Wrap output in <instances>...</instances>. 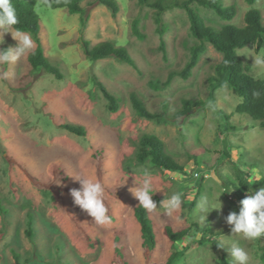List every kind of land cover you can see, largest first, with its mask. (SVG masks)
Returning a JSON list of instances; mask_svg holds the SVG:
<instances>
[{"label": "rangeland", "instance_id": "obj_1", "mask_svg": "<svg viewBox=\"0 0 264 264\" xmlns=\"http://www.w3.org/2000/svg\"><path fill=\"white\" fill-rule=\"evenodd\" d=\"M42 2L37 0L34 6L39 39L44 56L61 78L43 69L33 70L30 53L15 64L0 65V201L6 211L0 214V264H166L182 246L188 249L173 264H220L222 256L232 264L228 252L211 243L221 234L228 243L235 240L244 247L251 264H264V237L258 241L231 237L225 219L230 212L238 214L240 208L229 184L242 189V199L262 187L264 179L257 183L255 178H264V129L234 111L240 99L227 86L216 88L211 101L209 77H216L213 67L221 54L207 44L186 80L174 77L168 86L156 88L170 72L183 68L189 48L196 43L182 10L174 8L162 15L163 57L154 10L136 0H115V16L95 0H86L81 3L83 25L78 14L47 8ZM222 5L234 7L231 20L223 21L212 10L193 6L211 28L243 26L250 8L264 22V0L251 6L244 0H222ZM134 19L144 37L141 40L131 33ZM82 41L89 48L103 42L124 47L138 72L113 57L88 60ZM16 43L5 33L0 49ZM35 46L34 42L33 50ZM236 53L254 78L264 80V67L254 62L264 56V43L258 52L249 44ZM96 83L115 97V111L109 110ZM130 94L162 119L138 117ZM183 101L202 104L174 119ZM64 125L80 127L85 135L72 134ZM142 135L157 137L165 154L185 173H169L149 161L138 163L137 142ZM143 168L152 173L158 190L152 199L157 206L164 194L167 198L180 192L184 199L182 213L170 217L162 214L163 208L147 211L155 239L148 254L134 217L139 201L131 191L138 186L135 178L141 182ZM70 175L103 183L105 204L113 219L110 227L98 226L75 205L70 190L81 185ZM217 178L221 185L216 184ZM221 191H227L218 197L221 209L209 212L207 223L202 221L194 213L196 204L207 197L215 206ZM28 215L32 219L30 238L25 233ZM167 226L173 232L188 230L197 235L195 241L171 242L163 232Z\"/></svg>", "mask_w": 264, "mask_h": 264}, {"label": "trees", "instance_id": "obj_2", "mask_svg": "<svg viewBox=\"0 0 264 264\" xmlns=\"http://www.w3.org/2000/svg\"><path fill=\"white\" fill-rule=\"evenodd\" d=\"M86 0H43L42 4L51 9L64 8L70 14H78L81 25L84 24L82 18L83 9L81 3ZM96 3L107 8L112 16L118 12V6L115 0H95ZM142 7H148L154 10V23L156 25L157 34L160 37L159 49L164 53V40L162 35L164 27L162 23V15L165 11L174 8L182 10L188 20L189 33L191 37L196 40V43L189 48V59L180 71H172L168 74L165 82L154 85L156 88H164L169 85L174 77H180L186 80L191 70L196 66L202 54L206 51V45H210L215 51L221 54V60L214 67V74L216 77H209L211 94L210 99L213 101V92L216 88L227 85L240 102L235 106L234 111L238 114H243L249 117L253 122L264 129V80L254 78L249 69L243 64L238 57L236 50L241 49L249 44L255 46V51L258 52L264 43V22H261V17L256 9L250 8L244 14V25L237 27L234 25H223L219 28H211L207 26L204 20L200 17L198 11L193 5L202 7L204 9L212 10L223 21H229L234 16V7H225L222 5V0H136ZM249 6L253 5L256 0H244ZM37 0H12L13 6L16 10L18 24L14 26V31L17 29L31 34L36 46L35 49L28 56V62L31 68L35 71L45 70L48 74L53 75L56 79H60L59 72L51 66L44 56L43 48L39 39V19L34 11V6ZM131 33L138 39H143V35L138 28V20L134 19L131 22ZM82 50L86 58L90 61H95L107 57H113L120 63H124L132 67L138 72V68L130 57L124 47L115 46L110 42H103L92 48H89L86 41L81 42ZM1 49H7V46H2ZM101 90L104 98L108 102L110 111H115L117 100L114 96L109 94L100 83H96ZM129 100L136 115L147 120L156 121L161 120L157 114L150 113L143 102L135 94L129 95ZM202 104L198 101L191 103L183 101L182 108L176 112L174 119L185 116L194 105ZM212 107L217 110L215 103L212 102ZM72 134L77 136H84L85 132L80 127L62 126ZM136 161L140 164L149 161L154 167L175 174H184V168L176 163L171 157L165 154L162 142L153 135H142L138 138ZM245 179V178H244ZM246 180V179H245ZM262 186L264 180H262ZM230 190L233 191L235 197L242 200L243 192L241 188L235 187L234 184H229ZM198 195L196 190L194 201L191 206H194L195 199ZM5 209L0 201V214L4 215ZM134 217L139 225V230L142 238V248L148 254L155 246V239L151 221L147 210L138 205L134 209ZM26 235L30 238L33 235L32 219L28 215ZM196 231L198 226L194 225ZM165 236L171 242H181L182 239L195 241V236L190 235L188 230H181L173 232L170 227L164 228ZM203 234H201L200 241H203ZM188 248L182 246L179 248L167 261L166 264H173ZM220 264H231L224 256L219 258Z\"/></svg>", "mask_w": 264, "mask_h": 264}, {"label": "clouds", "instance_id": "obj_3", "mask_svg": "<svg viewBox=\"0 0 264 264\" xmlns=\"http://www.w3.org/2000/svg\"><path fill=\"white\" fill-rule=\"evenodd\" d=\"M16 10L12 0H0V44L3 43V35L10 33L16 40L14 47L0 49V65L15 64L22 57H26L34 48V40L31 34L16 30L13 34L14 26L18 24ZM255 64L264 67V56L255 58ZM4 76L7 74L4 73ZM227 85H225L226 87ZM142 179L134 189H131L133 195L138 199L139 205L149 213L155 212L158 208H163L166 216H172L174 213H182L184 199L183 194L174 192L167 198L159 202V206L152 199L153 195L158 191L154 189V181L152 173L147 168L141 169ZM72 176V175H70ZM79 181L81 187L79 189H71L70 195L75 205L79 206L88 216L92 218L98 226L110 227L113 223L112 217L108 214L109 210L105 204V186L99 179L86 178L81 175L72 176ZM135 177V176H134ZM257 183L262 179L256 177ZM216 184L221 185L222 182L217 178ZM231 191V190H230ZM227 191H221L216 196V205L213 206L207 197H202L196 204L194 213L207 223V214L212 210L219 211L221 203L218 197ZM250 192V191H249ZM238 214L230 212L226 219V223L231 226V237H240L246 241H258L264 237V186L255 191H251L250 195L242 199L240 202ZM221 234L214 237L211 243H215L217 248L224 249L228 252L232 264H251L249 252L242 247L237 241L228 243Z\"/></svg>", "mask_w": 264, "mask_h": 264}]
</instances>
